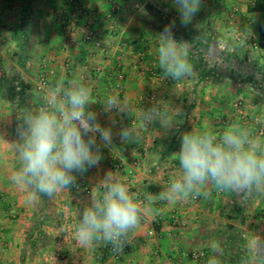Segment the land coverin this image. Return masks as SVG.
Here are the masks:
<instances>
[{
    "label": "crops",
    "instance_id": "obj_1",
    "mask_svg": "<svg viewBox=\"0 0 264 264\" xmlns=\"http://www.w3.org/2000/svg\"><path fill=\"white\" fill-rule=\"evenodd\" d=\"M81 1L88 14L79 20L76 41L65 44L55 11L66 0H0V264H208L213 257L220 264H264V249L250 246L255 237L264 240V191L245 196L208 185V198L189 197L175 204L148 200L178 175L174 153L183 131L220 132L238 122L264 147V48L251 46V39L258 37L259 15L248 10L252 0H201L187 27L180 24L172 0ZM87 20L101 47L93 39L84 40ZM173 20L175 38L189 47L193 66V72L179 80L165 76L157 57L159 33ZM233 43L251 48L234 51ZM41 70L47 73L46 89H38ZM73 78L92 89L98 101L92 107L103 126L110 125L101 106L109 94H118L128 107L121 115L111 114L116 121L113 145L101 147L99 166L78 176L77 187L54 195L59 222L43 228L52 242L33 254L28 248L23 255L38 200L29 202L27 191L11 180L20 166L14 147L18 117L25 109L42 106L57 81ZM23 82L29 84L27 89ZM153 106L171 118L170 132L158 122L141 127L140 113ZM122 125L135 129L138 137L121 142L117 133ZM108 170L119 173L148 209L118 257L108 249L110 244L83 247L75 236L80 213ZM227 213L237 218L230 220ZM240 232L245 240L241 247L220 240ZM213 242L222 253L212 250ZM192 250L205 251L206 257L184 256ZM238 253L241 257L235 258Z\"/></svg>",
    "mask_w": 264,
    "mask_h": 264
},
{
    "label": "clouds",
    "instance_id": "obj_2",
    "mask_svg": "<svg viewBox=\"0 0 264 264\" xmlns=\"http://www.w3.org/2000/svg\"><path fill=\"white\" fill-rule=\"evenodd\" d=\"M180 24L187 27L201 8V0H172ZM176 21L165 25L159 33L158 64L166 77L179 80L193 72L189 47L174 35ZM98 101L92 89L79 78L67 83L63 79L50 87L42 106L25 109L16 126L18 142L14 145L19 168L11 176L14 184L27 191L29 202L41 195L52 198L66 188L78 186V176L98 167L103 159L101 147L113 145L116 121L111 114H123L127 102L118 94H109L102 109L109 114L110 125L103 126L92 106ZM141 127L158 122L170 132L171 118L166 111L153 106L140 113ZM121 142L138 137L135 129L122 125L117 133ZM99 141V142H98ZM180 147L174 153L179 173L170 179L166 190L149 196V203L167 200L170 204L211 195L212 185L218 192H235L250 196L264 191V147L253 138L249 129L238 122L222 131L208 129L183 131ZM148 209L142 206L139 194L130 190L119 173L105 172L98 188H94L88 203L75 225V236L83 247L111 244L121 251L129 233L138 229ZM250 246L264 249V240L255 237ZM214 252H221L213 242ZM208 264H220L210 258Z\"/></svg>",
    "mask_w": 264,
    "mask_h": 264
},
{
    "label": "trees",
    "instance_id": "obj_3",
    "mask_svg": "<svg viewBox=\"0 0 264 264\" xmlns=\"http://www.w3.org/2000/svg\"><path fill=\"white\" fill-rule=\"evenodd\" d=\"M250 12L258 13V37L256 43L259 48H264V0H252V3L248 9ZM157 70V69H156ZM161 72L160 70H157ZM23 88L27 89L29 87L28 83H22ZM22 92V91H21ZM23 96V95H22ZM24 97V96H23ZM241 208V207H240ZM243 210V209H241ZM238 212V211H237ZM228 219H236V215L233 213H227ZM58 214L55 209L54 197L49 198L41 195L38 201L35 203L33 219L29 227L27 228L26 238L24 241V245L22 248L23 255L26 254V250L30 248V254H33L38 248L49 244L52 242V238L44 231V226L49 225L52 226L54 224H58ZM230 228H234L233 224H229ZM242 234L236 233V235L232 237L225 238L223 235V239L220 237V240L226 242L229 241L230 244H234L235 246H242L245 243V240L241 237ZM235 258L241 257V254H234Z\"/></svg>",
    "mask_w": 264,
    "mask_h": 264
},
{
    "label": "built area",
    "instance_id": "obj_4",
    "mask_svg": "<svg viewBox=\"0 0 264 264\" xmlns=\"http://www.w3.org/2000/svg\"><path fill=\"white\" fill-rule=\"evenodd\" d=\"M117 7L114 6L112 12L108 14L109 17H112L113 12L116 11ZM58 21L62 24L63 32H64V42L65 44H71L76 41L77 33L80 27L79 20L84 15L88 14V11L84 9V4L81 0H66V4L63 7L58 8L55 11ZM84 25V40L93 39L97 46L101 47V42L97 39L94 29L92 28L91 21H85ZM4 41V37L0 34V42ZM255 49L258 48L256 41L254 42ZM44 68V66H42ZM156 75L158 73L154 72ZM122 78V74L120 75ZM49 87V81L47 77V73L45 70H41L38 77V89H46ZM153 99V97H150ZM258 133L262 134L263 129L259 128ZM99 142V141H98ZM198 198V197H197ZM193 198V199H197ZM125 245V242H124ZM123 245V247H124ZM108 249L112 251L116 257H118V252L113 250L112 245H108ZM184 256L187 258H191L194 260H200L206 257L205 251L202 250H192L188 252H184Z\"/></svg>",
    "mask_w": 264,
    "mask_h": 264
},
{
    "label": "rangeland",
    "instance_id": "obj_5",
    "mask_svg": "<svg viewBox=\"0 0 264 264\" xmlns=\"http://www.w3.org/2000/svg\"><path fill=\"white\" fill-rule=\"evenodd\" d=\"M240 36H241V34L240 33H237V32H235V40H239V42H241V39H240ZM254 41L251 39V46H252V48H253V46H254V43H253ZM251 46L250 45H241V44H235V43H233L232 44V48L234 49V51L238 48V49H240L239 50V52H242L243 50L244 51H247L248 49H250L251 48ZM240 47H242V48H240ZM255 48H253V50H254ZM237 51V50H236Z\"/></svg>",
    "mask_w": 264,
    "mask_h": 264
}]
</instances>
